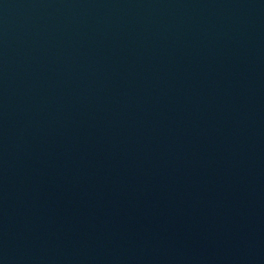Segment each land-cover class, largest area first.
Listing matches in <instances>:
<instances>
[{"label": "water", "instance_id": "obj_1", "mask_svg": "<svg viewBox=\"0 0 264 264\" xmlns=\"http://www.w3.org/2000/svg\"><path fill=\"white\" fill-rule=\"evenodd\" d=\"M0 264H264V0H0Z\"/></svg>", "mask_w": 264, "mask_h": 264}]
</instances>
